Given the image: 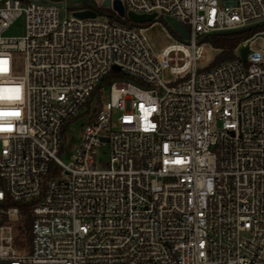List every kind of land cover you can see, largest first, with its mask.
<instances>
[{"label": "built area", "instance_id": "built-area-1", "mask_svg": "<svg viewBox=\"0 0 264 264\" xmlns=\"http://www.w3.org/2000/svg\"><path fill=\"white\" fill-rule=\"evenodd\" d=\"M106 1L0 0V264H264V52L197 70L264 0ZM129 12L187 38L156 56Z\"/></svg>", "mask_w": 264, "mask_h": 264}, {"label": "rangeland", "instance_id": "rangeland-1", "mask_svg": "<svg viewBox=\"0 0 264 264\" xmlns=\"http://www.w3.org/2000/svg\"><path fill=\"white\" fill-rule=\"evenodd\" d=\"M30 2V0H27ZM65 10L69 12H75L80 10L85 4L84 0H61ZM104 14H114V10L104 9ZM143 35L145 36L148 45L152 49L153 53L158 56L164 52L169 46L177 43L178 37L175 32H171V28L166 24L164 19H159L151 23H146L142 25ZM24 25L22 21L17 22L8 32H6L7 37L19 38L23 36ZM264 33H258L252 36L254 39L250 44V49L252 52H264ZM206 58L204 62H198L197 70L203 72L212 68L216 58L220 54L210 42H206L205 46ZM14 73L16 76H24L25 74V56L23 53H16L14 55ZM115 80L122 79L121 74H116ZM125 79V78H124ZM162 79L166 84H173L176 80V76L171 73L170 68L165 70ZM129 80V79H127ZM106 92L103 93V96ZM102 98H100L101 100ZM94 107H97L93 105ZM98 108V107H97ZM87 120H76L72 121L67 125L66 137L68 135H75L77 138L83 136V127L86 125ZM62 159L67 162V157H62Z\"/></svg>", "mask_w": 264, "mask_h": 264}, {"label": "trees", "instance_id": "trees-1", "mask_svg": "<svg viewBox=\"0 0 264 264\" xmlns=\"http://www.w3.org/2000/svg\"><path fill=\"white\" fill-rule=\"evenodd\" d=\"M126 24L134 25L130 21H126ZM258 33H264V26L257 27L255 29H243L231 33L209 37L207 39V42H210L217 50L220 51V54L216 58L212 68L234 59L237 48ZM115 76L116 73L114 72L106 80H104L103 84L98 89V93L103 87L110 84Z\"/></svg>", "mask_w": 264, "mask_h": 264}, {"label": "water", "instance_id": "water-1", "mask_svg": "<svg viewBox=\"0 0 264 264\" xmlns=\"http://www.w3.org/2000/svg\"><path fill=\"white\" fill-rule=\"evenodd\" d=\"M110 5H111L110 0H107L104 3L105 7H110ZM114 10L118 12L120 17H122V18L126 17L124 7H123V5H122V3L120 1H115L114 2ZM76 16L79 17V18H83V19L84 18H95L96 14L94 12H83V13H77ZM127 19L130 22H132V23L139 24V25H144L146 23L153 22L154 19H155V15H136V14H134L132 12H129L127 14ZM165 22L169 26V28H171L175 32L179 33L183 39L187 38V32H186V30L184 29V27L182 26L181 23H179L178 21H176V20H174L173 18H170V17L166 18ZM261 26H264V24H259V25H256V26H252V27L247 28V29H251V28L255 29V28L261 27ZM229 33H231V32H229ZM214 36H216V35H212L211 37H214ZM248 53H249V48H244L241 51V58H242L243 61H246Z\"/></svg>", "mask_w": 264, "mask_h": 264}]
</instances>
